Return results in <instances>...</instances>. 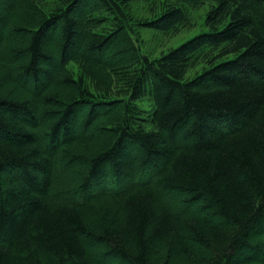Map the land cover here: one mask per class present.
I'll return each instance as SVG.
<instances>
[{
  "label": "trees",
  "instance_id": "obj_1",
  "mask_svg": "<svg viewBox=\"0 0 264 264\" xmlns=\"http://www.w3.org/2000/svg\"><path fill=\"white\" fill-rule=\"evenodd\" d=\"M0 264H264V0H0Z\"/></svg>",
  "mask_w": 264,
  "mask_h": 264
},
{
  "label": "rangeland",
  "instance_id": "obj_2",
  "mask_svg": "<svg viewBox=\"0 0 264 264\" xmlns=\"http://www.w3.org/2000/svg\"><path fill=\"white\" fill-rule=\"evenodd\" d=\"M3 2L4 1H2L1 4H4ZM144 5H147L144 1L132 3V6L134 8H143ZM209 6L210 3H207L200 8H191L189 26L187 28L181 29L177 34L172 35L170 33L154 29L142 30L140 34V46L142 48V51L150 55L152 58H157L161 55V53H166L171 49L178 48L197 35L208 32V28L206 27V15L208 13ZM78 51L80 52L81 49H78ZM69 68H76L75 64H69ZM139 104L141 103L139 102ZM149 104L150 103L147 102L143 103V105L140 106H145L143 108L150 110ZM76 169L78 170V167L76 165H74V167H71V171H74ZM194 209H196V207Z\"/></svg>",
  "mask_w": 264,
  "mask_h": 264
},
{
  "label": "bare ground",
  "instance_id": "obj_3",
  "mask_svg": "<svg viewBox=\"0 0 264 264\" xmlns=\"http://www.w3.org/2000/svg\"><path fill=\"white\" fill-rule=\"evenodd\" d=\"M162 54V53H161Z\"/></svg>",
  "mask_w": 264,
  "mask_h": 264
}]
</instances>
